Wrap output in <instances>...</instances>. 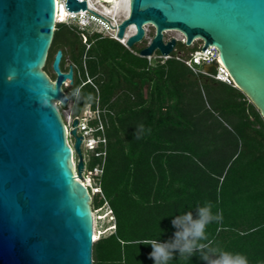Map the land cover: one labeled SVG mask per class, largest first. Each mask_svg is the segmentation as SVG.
Returning a JSON list of instances; mask_svg holds the SVG:
<instances>
[{
	"label": "trees",
	"instance_id": "16d2710c",
	"mask_svg": "<svg viewBox=\"0 0 264 264\" xmlns=\"http://www.w3.org/2000/svg\"><path fill=\"white\" fill-rule=\"evenodd\" d=\"M141 48L57 22L44 66L53 79L47 67L61 49L60 68L67 70V57L73 68L72 113L97 107L104 125V199L93 197L91 206L106 202L114 219L105 226L114 229L95 230L93 264H154L151 245L141 242L173 239L175 216L195 215L206 203L222 216L207 226L211 247L264 264L263 118L234 85L177 58L198 44L177 41L166 58L141 56ZM100 161L92 155L89 167ZM170 264L207 261L199 253L181 260L177 252Z\"/></svg>",
	"mask_w": 264,
	"mask_h": 264
},
{
	"label": "water",
	"instance_id": "95a60500",
	"mask_svg": "<svg viewBox=\"0 0 264 264\" xmlns=\"http://www.w3.org/2000/svg\"><path fill=\"white\" fill-rule=\"evenodd\" d=\"M64 8L88 9L85 0H65ZM55 10V0H0V264H93L91 196L77 178L81 136L70 130L75 174L57 107L70 99L63 87L73 84V68H60L58 49L55 77L44 70ZM130 25L134 32L124 43ZM144 25L154 34L141 56H169L180 40H164L167 30L179 31L187 46L195 40L203 51L214 46L234 86L264 120V0H128L117 40L132 47Z\"/></svg>",
	"mask_w": 264,
	"mask_h": 264
},
{
	"label": "built area",
	"instance_id": "2783aa9c",
	"mask_svg": "<svg viewBox=\"0 0 264 264\" xmlns=\"http://www.w3.org/2000/svg\"><path fill=\"white\" fill-rule=\"evenodd\" d=\"M80 1H83V0H80ZM85 1L87 3L88 9H84V10L80 9L79 11L72 12V16L69 17V20H73L75 26H77V28L81 30L85 29L92 21L98 22L99 24H101V26H106V23H108L106 16H103L97 11H95L94 9H91L88 6L87 0ZM64 2L65 0H55L56 22H68V21H59L57 17L58 11H59L58 9L61 5H64ZM116 31L117 29H115V33H112L111 37L117 40ZM99 33H102V32L99 31ZM183 41H184V37L182 36L181 42ZM195 41H198V40H195ZM201 46H202V42L200 41V44H198V48L195 49L194 51H191L188 56L183 57V58L177 56V58L182 60L185 63V65L188 66L194 73H205L207 75L212 76L215 79H218L228 84L234 85L228 72L226 71V69L224 68V66L222 65V63L220 62L218 58V52L216 48L212 45H208L203 51L201 50ZM160 57L166 58L168 56H160ZM213 64H216L215 72L209 73L208 67ZM199 66H203V69L200 68ZM82 111H84V113L80 115ZM81 112L77 115H74L71 112L67 114L65 118L63 117V121L66 127V139L72 151V158H74L73 156L74 149L72 148V145L70 144V140H69V136L72 135L70 133V130L72 128L76 129V135L81 136V143H80L81 154H82V146L87 151L86 159L84 158L82 154L83 168L81 170L80 176H78L77 178L86 186L91 196V202H92L93 197H96L97 199L99 198L104 199V194L100 186L99 177L102 173L104 158L106 155V138L103 134L104 125L99 115L100 114L99 109L97 107L95 109H91V107L87 105L81 110ZM74 119L77 120V123L75 126H72V122ZM92 155L96 157H101V161L94 164L92 167H89V161L91 160ZM85 162H87V166ZM74 172L76 174V170ZM105 205H106V202L102 206H99V207L92 208L91 206V212H92V218H93L92 233L94 234L96 230L99 233L98 236L104 233L105 231L114 229L113 222L103 227L102 230L95 228L96 221L101 220L99 216L105 214V211L101 212ZM110 211L111 210L109 209V212ZM110 219L113 220L114 219L113 216H110ZM93 234H92V240L95 241L97 238L94 239Z\"/></svg>",
	"mask_w": 264,
	"mask_h": 264
},
{
	"label": "clouds",
	"instance_id": "9594fccd",
	"mask_svg": "<svg viewBox=\"0 0 264 264\" xmlns=\"http://www.w3.org/2000/svg\"><path fill=\"white\" fill-rule=\"evenodd\" d=\"M74 95L78 96L79 90ZM108 214H112L111 211ZM221 219V214L219 212L213 214L212 205L206 203L196 208L195 215L189 211L175 216L172 220L176 229L173 239L167 242L152 239L141 243L151 245L150 258L154 260V264H170L177 252L181 260H189L199 253L207 264H248L247 258L242 254L218 251L211 247L212 242L206 235L207 226Z\"/></svg>",
	"mask_w": 264,
	"mask_h": 264
},
{
	"label": "rangeland",
	"instance_id": "374dc122",
	"mask_svg": "<svg viewBox=\"0 0 264 264\" xmlns=\"http://www.w3.org/2000/svg\"><path fill=\"white\" fill-rule=\"evenodd\" d=\"M91 4H92V2H91ZM93 5H94V7L95 8H98L99 7V5H98V3H97V5H95V3H93ZM104 5H105V3H104ZM62 17H64L63 15H61ZM123 18V16H119V21H121V19ZM66 21H68V22H66V23H68V24H72V25H75L74 24V21L73 20H67L66 19ZM106 25H107V23H106ZM144 28H145V35H144V37L141 39V41H139V42H137L135 45L136 46H138V47H144V46H146L147 44H148V42L151 40V38H152V36H153V34H154V28L151 26V25H145L144 26ZM85 29H87L89 32H93V31H96V32H99V31H101L102 33V35H108V36H112V32L111 31H109V30H104L103 28H102V26H101V24H99L98 22H94V21H92ZM183 35L179 32V31H177V30H167V31H165L164 32V34H163V38H164V40H169L171 37H176L178 40H180L181 41V37H182ZM84 40V39H83ZM194 44H200V41L198 40V41H195L193 44H191V45H194ZM190 45V46H191ZM182 53V52H181ZM156 56V52H154V54L153 55H151L149 58H151V57H155ZM71 64V62H70V60H69V58L67 57L66 59H65V67H68L69 65ZM46 65V64H45ZM47 69H48V72L49 73H53V71H52V68H51V64H49L48 65V67H47ZM65 84H66V86L65 87H67V90L65 91L68 95H70V88H71V85H69L68 83H66L65 82ZM71 106H72V99L70 98L69 99V101H68V103H67V105L65 106V107H59V104L57 103V107H58V109L60 110V112L62 113V116L65 118L66 117V115L67 114H69V113H71L72 112V110H71ZM86 112V111H85ZM84 113V111H82L81 113H80V115L81 114H83ZM69 140H70V144L72 145V148H73V144H74V136L73 135H70L69 136ZM74 149V148H73ZM82 154H83V156H84V158L86 159L87 158V151L84 149V147L82 146ZM73 156H74V158H72L73 159V162H74V169L76 170V164H77V160H78V156H77V154H76V152H75V150H74V153H73ZM85 164H86V166H87V162H85ZM103 211H105V213L107 214V216L104 218V219H101V220H97L96 221V227L95 228H97V229H101L102 230V228L107 224V223H109V220H110V215L108 214L109 213V209L107 208V207H104L103 209H102V211L101 212H103ZM111 221H113V220H111ZM99 234V233H98Z\"/></svg>",
	"mask_w": 264,
	"mask_h": 264
},
{
	"label": "bare ground",
	"instance_id": "6f19581e",
	"mask_svg": "<svg viewBox=\"0 0 264 264\" xmlns=\"http://www.w3.org/2000/svg\"><path fill=\"white\" fill-rule=\"evenodd\" d=\"M87 2H88V6L91 9H94L101 15L106 16L108 23L106 26H102V28L104 30L111 31L112 33H115L116 25L119 22L118 19L119 16L126 17L128 13V0H87ZM93 3H95V5H97L98 3L99 7L94 8ZM58 10H59L58 16L63 15L67 20H69V17L72 16V12L67 11L66 8H64V5H61ZM133 32H134V26L133 25L128 26L126 28L124 38L121 39V41L125 43L126 38ZM93 238H94V234H93Z\"/></svg>",
	"mask_w": 264,
	"mask_h": 264
},
{
	"label": "crops",
	"instance_id": "0c3cea01",
	"mask_svg": "<svg viewBox=\"0 0 264 264\" xmlns=\"http://www.w3.org/2000/svg\"><path fill=\"white\" fill-rule=\"evenodd\" d=\"M209 67H210V66H209ZM209 67H208V68H209Z\"/></svg>",
	"mask_w": 264,
	"mask_h": 264
}]
</instances>
